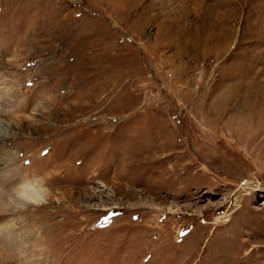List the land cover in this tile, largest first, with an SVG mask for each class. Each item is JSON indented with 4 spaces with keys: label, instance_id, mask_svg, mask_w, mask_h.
I'll use <instances>...</instances> for the list:
<instances>
[{
    "label": "rangeland",
    "instance_id": "374dc122",
    "mask_svg": "<svg viewBox=\"0 0 264 264\" xmlns=\"http://www.w3.org/2000/svg\"><path fill=\"white\" fill-rule=\"evenodd\" d=\"M220 110L264 113V0H0V264H264Z\"/></svg>",
    "mask_w": 264,
    "mask_h": 264
},
{
    "label": "bare ground",
    "instance_id": "6f19581e",
    "mask_svg": "<svg viewBox=\"0 0 264 264\" xmlns=\"http://www.w3.org/2000/svg\"><path fill=\"white\" fill-rule=\"evenodd\" d=\"M218 100V99H217ZM212 101V100H211ZM213 102H215L213 100ZM220 102V105L223 106V110H225L226 108V105L228 106V104L230 103L229 99L228 98H222L218 101H216L215 103H219ZM214 105V103H213ZM215 105H218V104H215ZM216 107V106H215ZM257 107V106H256ZM222 108V107H221ZM219 109V108H218ZM248 109V108H247ZM261 109V108H260ZM223 110H220V111H216V114L215 115L216 117L215 120H213L212 124V128L215 129L214 131H219L221 129H225V131H227V133L231 136L232 134V137H233V140L236 141L237 143L243 139V141L246 143V144H249V142L252 140V137L250 141H248V136H247V131L245 130L247 127H248V123H256V124H262V120H264V113H258V115L256 116V114H253L252 111H248L246 112V115L241 118L238 117L237 121L234 120V114L232 115L231 113V117H228L226 119V121L222 122V120H224V114L225 112H223ZM245 110V109H244ZM256 111V110H255ZM261 111V110H260ZM257 112V111H256ZM213 114V113H212ZM240 115V116H241ZM239 116V115H238ZM210 117V116H209ZM234 117V118H233ZM257 117V118H256ZM212 118V119H214ZM209 119V118H208ZM207 122V121H206ZM253 123V124H254ZM263 126V125H262ZM211 128V127H210ZM250 128V126H249ZM258 128V127H257ZM251 131V130H250ZM207 132V131H205ZM224 132V131H222ZM246 132V133H245ZM251 133V132H250ZM210 135H212L214 137V133H209ZM217 134V133H216ZM246 135V137H245ZM211 144V143H210ZM212 145V144H211ZM248 146V145H247ZM211 149V148H210ZM22 188L19 189L20 193L21 194H25L24 196H27L28 198H34L35 196H37V200H41L42 199V196H40L38 193V188L35 187L34 185H30L28 183L24 184L21 186ZM27 197H24V199ZM23 203V202H22ZM25 203V202H24Z\"/></svg>",
    "mask_w": 264,
    "mask_h": 264
},
{
    "label": "snow or ice",
    "instance_id": "6c2138e0",
    "mask_svg": "<svg viewBox=\"0 0 264 264\" xmlns=\"http://www.w3.org/2000/svg\"><path fill=\"white\" fill-rule=\"evenodd\" d=\"M25 163L27 164V163H29V161H25ZM105 219H107V217H105Z\"/></svg>",
    "mask_w": 264,
    "mask_h": 264
}]
</instances>
